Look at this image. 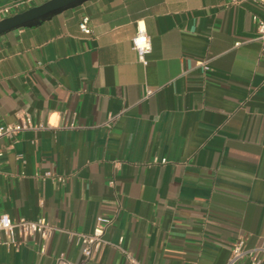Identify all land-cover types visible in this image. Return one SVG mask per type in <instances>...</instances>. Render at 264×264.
I'll return each mask as SVG.
<instances>
[{
	"label": "crops",
	"instance_id": "obj_1",
	"mask_svg": "<svg viewBox=\"0 0 264 264\" xmlns=\"http://www.w3.org/2000/svg\"><path fill=\"white\" fill-rule=\"evenodd\" d=\"M254 15L264 19L253 0H93L0 37V124L34 125L0 139V215L59 229L17 244L0 233V264L80 263L77 237L63 231L90 233L99 216L113 224L88 264H226L237 240L260 245L264 41ZM137 22L152 43L146 67L131 44Z\"/></svg>",
	"mask_w": 264,
	"mask_h": 264
},
{
	"label": "built area",
	"instance_id": "obj_2",
	"mask_svg": "<svg viewBox=\"0 0 264 264\" xmlns=\"http://www.w3.org/2000/svg\"><path fill=\"white\" fill-rule=\"evenodd\" d=\"M36 0H22L6 6L0 7V21L34 7L33 4ZM259 4L264 10V0H253ZM253 20L256 24L258 39L264 41V19L254 15ZM81 31L86 35H92L93 29L90 25V19L84 17L80 23ZM132 48L137 54L138 62L143 66H148V55L152 51V43L150 36L147 33L146 27L143 22H137L136 35L133 37ZM239 45V43H238ZM204 71H209V60H203L198 63ZM151 94V93H149ZM34 125L30 117L25 116L17 123L13 124H0V139L10 138L15 139L18 135L26 130L33 129ZM2 154L0 153V156ZM166 161H163L165 163ZM45 178L57 179L60 182L65 180L64 177H57L51 171L44 175ZM113 224V218L99 216L96 219L94 229L90 233H74L71 231H63L68 234H74L77 237L78 244L82 250V260L80 263H75L59 255L57 257V264H88L90 263L100 248L105 243L104 235L107 229ZM59 230L51 225L45 219L31 221L24 218L14 219L10 215L4 213L0 215V233L5 235L11 244H17L19 239H26L30 236L39 235L44 241H47L54 231ZM130 261L135 262L133 257L127 255ZM264 256V239L260 245L256 247H249L246 239L237 240L232 249L230 258L226 264H239L244 260H249L250 264H261V257Z\"/></svg>",
	"mask_w": 264,
	"mask_h": 264
},
{
	"label": "water",
	"instance_id": "obj_3",
	"mask_svg": "<svg viewBox=\"0 0 264 264\" xmlns=\"http://www.w3.org/2000/svg\"><path fill=\"white\" fill-rule=\"evenodd\" d=\"M90 1L93 0H48L0 21V37L20 29L40 27L56 16Z\"/></svg>",
	"mask_w": 264,
	"mask_h": 264
}]
</instances>
